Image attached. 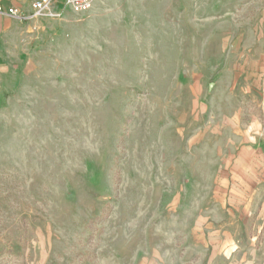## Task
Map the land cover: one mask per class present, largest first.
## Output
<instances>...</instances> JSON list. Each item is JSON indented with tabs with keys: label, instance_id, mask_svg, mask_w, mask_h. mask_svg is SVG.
Here are the masks:
<instances>
[{
	"label": "rangeland",
	"instance_id": "374dc122",
	"mask_svg": "<svg viewBox=\"0 0 264 264\" xmlns=\"http://www.w3.org/2000/svg\"><path fill=\"white\" fill-rule=\"evenodd\" d=\"M35 19L0 15V264H264V0Z\"/></svg>",
	"mask_w": 264,
	"mask_h": 264
},
{
	"label": "built area",
	"instance_id": "2783aa9c",
	"mask_svg": "<svg viewBox=\"0 0 264 264\" xmlns=\"http://www.w3.org/2000/svg\"><path fill=\"white\" fill-rule=\"evenodd\" d=\"M96 0H33L31 9L25 13L19 7H6L0 5V15L4 14L15 20L24 21L35 18H53L63 17L65 10L70 9L78 14L88 12L93 9Z\"/></svg>",
	"mask_w": 264,
	"mask_h": 264
},
{
	"label": "crops",
	"instance_id": "0c3cea01",
	"mask_svg": "<svg viewBox=\"0 0 264 264\" xmlns=\"http://www.w3.org/2000/svg\"><path fill=\"white\" fill-rule=\"evenodd\" d=\"M33 1V0H32ZM32 1L30 2V5H29V11H30V9H31V3H32ZM26 3L27 2V0H0V5L2 4V5H4V6H6V7H15V8H17V7H19L20 9H23L24 7H22V6H20V5H22L23 3ZM24 10V9H23ZM25 11V10H24ZM28 11V12H29ZM36 20V19H35ZM25 22H29L30 20H24ZM24 21H21V22H24ZM32 23H34V22H36V21H34V20H32L31 21ZM249 54V53H251V51L250 50H247L246 52H245V54Z\"/></svg>",
	"mask_w": 264,
	"mask_h": 264
}]
</instances>
